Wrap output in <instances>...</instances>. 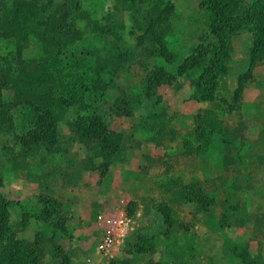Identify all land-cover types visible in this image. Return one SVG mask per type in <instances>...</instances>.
<instances>
[{
  "label": "rangeland",
  "instance_id": "obj_1",
  "mask_svg": "<svg viewBox=\"0 0 264 264\" xmlns=\"http://www.w3.org/2000/svg\"><path fill=\"white\" fill-rule=\"evenodd\" d=\"M73 1L0 0V251L33 248L34 264H264V0H219L233 32L205 100L194 86L217 48L200 0H158L161 12L85 0L104 29L93 36ZM88 115L105 132H87ZM119 200L130 228L98 251L93 214Z\"/></svg>",
  "mask_w": 264,
  "mask_h": 264
},
{
  "label": "trees",
  "instance_id": "obj_2",
  "mask_svg": "<svg viewBox=\"0 0 264 264\" xmlns=\"http://www.w3.org/2000/svg\"><path fill=\"white\" fill-rule=\"evenodd\" d=\"M155 1L156 2L154 4H156L157 12H161L164 7L160 8L158 6L160 4V1L158 0H155ZM85 4H87L85 0H74L72 2L71 9H74L77 11V15H76L77 19H79L82 22L81 28H80L82 34H85V35L89 34L93 36V35H96L97 32H99V30L103 28L99 24L97 28L96 22L94 19L91 18L90 12L87 10L86 8L87 5ZM199 5L207 12L208 19L210 21L211 29H212L213 45H215V48H217L216 49L217 53L212 54V56L208 57L207 60L205 61L206 62L205 66L201 69V72L194 86V91H193L194 98H196L197 100H205L211 96L213 92V88H214L215 74L222 67L221 57L224 56L227 51L226 50L227 49L226 48L227 39L233 32V22H232L233 19L230 16H228V14H226L227 12L224 9V4L220 2L219 0H200ZM164 9H167V8H164ZM168 9L170 11V8ZM258 39L259 40L264 39V27H263V31L259 32ZM256 47L259 48L260 46L256 45ZM207 52L208 51L206 49H203V51L200 52V57H202V55L206 56ZM55 63L54 65L52 63L50 64V66L53 69H57L58 65H55ZM95 85L96 83L91 85L93 92L101 93V89L97 88ZM84 87L88 89L86 85ZM98 118L99 117L97 115H88L86 117L87 120H85V124L87 128L86 129L87 132L92 131V128L94 130H96L97 128H100V131L105 132L104 126L102 125V123L100 122ZM102 134L101 132L98 131L99 139L103 138ZM0 185H1V182H0ZM127 204H125L124 206V211H125V214L128 216L129 214L127 212L128 211ZM5 207H6L5 203H3L2 196L0 195V227H4V231L0 232V238H3V237L5 238L6 231H7V227L5 226V222H6ZM100 211L102 210L95 211L93 216L97 212H100ZM46 214L44 216H41L39 214L38 217L41 220L45 221L47 219ZM9 238H10V235H9ZM14 243H15L14 241H11V242L8 241L6 246L3 247L2 252L0 251V257H1V255L8 254L10 250H13V255H9V254L6 255L5 257L6 260L5 262L3 261V264H6V262L11 263L12 261H13V264H17L18 262L24 259H26V261H28L29 259L30 264H34L36 261V258H35L36 252L33 250V248L27 250L23 247H20L18 243L17 244L16 243L14 244ZM55 253L60 256L63 254L65 255V253L59 247H55ZM2 260L3 258L1 259V262Z\"/></svg>",
  "mask_w": 264,
  "mask_h": 264
},
{
  "label": "built area",
  "instance_id": "obj_3",
  "mask_svg": "<svg viewBox=\"0 0 264 264\" xmlns=\"http://www.w3.org/2000/svg\"><path fill=\"white\" fill-rule=\"evenodd\" d=\"M125 203L119 200L118 207L113 212H97L93 216V221L100 231V236L96 244L98 251H110L122 241L130 228V219L124 211Z\"/></svg>",
  "mask_w": 264,
  "mask_h": 264
}]
</instances>
